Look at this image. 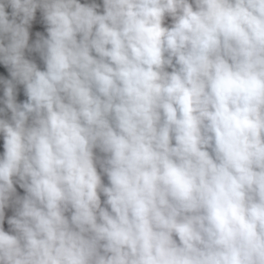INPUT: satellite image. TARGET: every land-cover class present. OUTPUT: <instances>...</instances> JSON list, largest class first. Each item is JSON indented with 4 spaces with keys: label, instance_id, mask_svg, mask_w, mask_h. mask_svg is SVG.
Returning a JSON list of instances; mask_svg holds the SVG:
<instances>
[{
    "label": "clouds",
    "instance_id": "1",
    "mask_svg": "<svg viewBox=\"0 0 264 264\" xmlns=\"http://www.w3.org/2000/svg\"><path fill=\"white\" fill-rule=\"evenodd\" d=\"M100 9L0 0V264H264V0Z\"/></svg>",
    "mask_w": 264,
    "mask_h": 264
},
{
    "label": "rangeland",
    "instance_id": "2",
    "mask_svg": "<svg viewBox=\"0 0 264 264\" xmlns=\"http://www.w3.org/2000/svg\"><path fill=\"white\" fill-rule=\"evenodd\" d=\"M82 3V1H81ZM11 8L10 6L6 8V12L9 14V18L11 19ZM17 22H19V18H17ZM169 22V21H168ZM39 30L42 35L46 36V25L43 22L42 19V14L40 13V11H37L36 14V19L33 21L32 27H30V45L33 44L35 42L36 39H38V37H36L35 32ZM26 56L29 58H37V62H38V67L41 68V70H43V62L38 60V54L33 52V53H28L26 51ZM18 102H23L27 99V97L23 94V86L19 85L18 86ZM3 87L0 86V107H3ZM8 116H10V113H7ZM3 145V137L2 135H0V146Z\"/></svg>",
    "mask_w": 264,
    "mask_h": 264
},
{
    "label": "crops",
    "instance_id": "3",
    "mask_svg": "<svg viewBox=\"0 0 264 264\" xmlns=\"http://www.w3.org/2000/svg\"><path fill=\"white\" fill-rule=\"evenodd\" d=\"M100 10L102 11V8ZM167 23H171L170 18L167 20ZM2 153H3V145L0 146V154H2ZM96 155L98 157H101V158L103 157V153H100L98 149L96 150ZM98 171H99V166H98ZM102 179H103L104 183L107 184V177L106 176H103V174H102ZM101 199L103 201L104 197L102 196ZM5 212H6V220H7V217L8 216L14 215L15 209H14V207H11L10 206L9 208H7L5 210ZM6 220H5V230H9V226H7Z\"/></svg>",
    "mask_w": 264,
    "mask_h": 264
},
{
    "label": "trees",
    "instance_id": "4",
    "mask_svg": "<svg viewBox=\"0 0 264 264\" xmlns=\"http://www.w3.org/2000/svg\"><path fill=\"white\" fill-rule=\"evenodd\" d=\"M81 1H82V3H91V2H93V0H81ZM95 2L98 3V4H100L101 5V8H102V0H95ZM16 187H17V194L19 196H23L25 194L24 193V190L21 189V188H19V185L18 184L16 185Z\"/></svg>",
    "mask_w": 264,
    "mask_h": 264
}]
</instances>
